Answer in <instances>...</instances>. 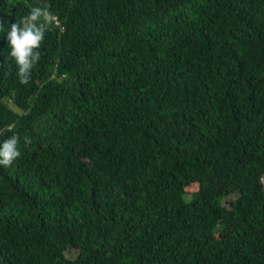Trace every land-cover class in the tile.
Segmentation results:
<instances>
[{
	"label": "trees",
	"instance_id": "1",
	"mask_svg": "<svg viewBox=\"0 0 264 264\" xmlns=\"http://www.w3.org/2000/svg\"><path fill=\"white\" fill-rule=\"evenodd\" d=\"M38 6L58 25L21 84L6 35ZM0 22V264H264V0H0Z\"/></svg>",
	"mask_w": 264,
	"mask_h": 264
},
{
	"label": "clouds",
	"instance_id": "2",
	"mask_svg": "<svg viewBox=\"0 0 264 264\" xmlns=\"http://www.w3.org/2000/svg\"><path fill=\"white\" fill-rule=\"evenodd\" d=\"M56 19L47 7L38 6L32 7L28 15L11 24L6 39L11 49L10 56L17 65V75L21 84L30 82L32 69L41 59L39 49L45 33ZM3 28V23L0 22V30ZM12 127L13 125H8L6 129L0 130V135ZM19 143L20 137L13 134L0 144V165L10 167L21 156ZM28 143L30 141L25 137V144Z\"/></svg>",
	"mask_w": 264,
	"mask_h": 264
},
{
	"label": "rangeland",
	"instance_id": "3",
	"mask_svg": "<svg viewBox=\"0 0 264 264\" xmlns=\"http://www.w3.org/2000/svg\"><path fill=\"white\" fill-rule=\"evenodd\" d=\"M75 255V253L73 251L69 252L67 256L69 257H73Z\"/></svg>",
	"mask_w": 264,
	"mask_h": 264
},
{
	"label": "built area",
	"instance_id": "4",
	"mask_svg": "<svg viewBox=\"0 0 264 264\" xmlns=\"http://www.w3.org/2000/svg\"><path fill=\"white\" fill-rule=\"evenodd\" d=\"M54 23H55L56 25H58V22H57V20H56V21H54Z\"/></svg>",
	"mask_w": 264,
	"mask_h": 264
}]
</instances>
